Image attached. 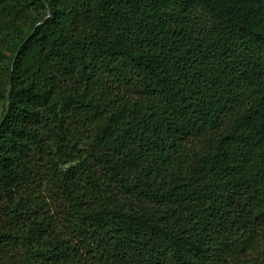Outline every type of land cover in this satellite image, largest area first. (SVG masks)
Listing matches in <instances>:
<instances>
[{"label":"trees","instance_id":"trees-1","mask_svg":"<svg viewBox=\"0 0 264 264\" xmlns=\"http://www.w3.org/2000/svg\"><path fill=\"white\" fill-rule=\"evenodd\" d=\"M0 101V264H264V0H0Z\"/></svg>","mask_w":264,"mask_h":264},{"label":"rangeland","instance_id":"rangeland-1","mask_svg":"<svg viewBox=\"0 0 264 264\" xmlns=\"http://www.w3.org/2000/svg\"><path fill=\"white\" fill-rule=\"evenodd\" d=\"M3 109H4V102L0 101V117L2 116Z\"/></svg>","mask_w":264,"mask_h":264},{"label":"water","instance_id":"water-1","mask_svg":"<svg viewBox=\"0 0 264 264\" xmlns=\"http://www.w3.org/2000/svg\"><path fill=\"white\" fill-rule=\"evenodd\" d=\"M9 99V98H8ZM4 121V117H3V119L1 120V122H3Z\"/></svg>","mask_w":264,"mask_h":264}]
</instances>
